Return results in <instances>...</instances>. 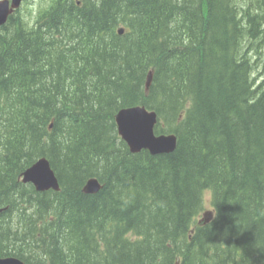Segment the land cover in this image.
<instances>
[{
	"label": "trees",
	"instance_id": "1",
	"mask_svg": "<svg viewBox=\"0 0 264 264\" xmlns=\"http://www.w3.org/2000/svg\"><path fill=\"white\" fill-rule=\"evenodd\" d=\"M263 38L264 0H55L28 34L10 16L0 258L264 264ZM135 106L157 113L155 133L175 134V152L131 153L116 116ZM42 157L59 192L22 182ZM94 177L102 189L85 194ZM206 191L213 218L202 225Z\"/></svg>",
	"mask_w": 264,
	"mask_h": 264
},
{
	"label": "water",
	"instance_id": "2",
	"mask_svg": "<svg viewBox=\"0 0 264 264\" xmlns=\"http://www.w3.org/2000/svg\"><path fill=\"white\" fill-rule=\"evenodd\" d=\"M17 7L19 4L17 3ZM11 15L5 9H0V31L8 22ZM124 29L119 30V34H124ZM152 83V73L149 74L147 90ZM118 132L133 154L148 151L151 155L171 154L176 151L178 138L175 134L156 135L155 128L158 124V115L154 111H149L146 107L135 106L121 109L116 116ZM24 184H32L37 192L61 190L58 177L53 170L48 158L42 157L29 167L22 175ZM102 184L98 178L89 179L84 188L85 194L94 195L100 192ZM0 208V214L4 211ZM213 218L212 212L204 214L202 225L210 223ZM0 264H26L25 261L17 257L0 258Z\"/></svg>",
	"mask_w": 264,
	"mask_h": 264
},
{
	"label": "clouds",
	"instance_id": "3",
	"mask_svg": "<svg viewBox=\"0 0 264 264\" xmlns=\"http://www.w3.org/2000/svg\"><path fill=\"white\" fill-rule=\"evenodd\" d=\"M17 3L19 7H17ZM55 8V0H0V9L18 21V27L26 34L40 29L45 17ZM17 25L8 29L9 37L13 36Z\"/></svg>",
	"mask_w": 264,
	"mask_h": 264
},
{
	"label": "rangeland",
	"instance_id": "4",
	"mask_svg": "<svg viewBox=\"0 0 264 264\" xmlns=\"http://www.w3.org/2000/svg\"><path fill=\"white\" fill-rule=\"evenodd\" d=\"M261 58H263V59H261V62L260 63L261 64L263 63V65H264V47L262 49ZM263 73H264V71L261 70L260 71V74L258 76V78L260 80L263 79V75H264ZM203 199H204V209L202 211L203 213L201 212V214L197 218V221H201L202 219H204V214L205 213L213 211V207H212V193H211V191H206L204 193Z\"/></svg>",
	"mask_w": 264,
	"mask_h": 264
},
{
	"label": "bare ground",
	"instance_id": "5",
	"mask_svg": "<svg viewBox=\"0 0 264 264\" xmlns=\"http://www.w3.org/2000/svg\"><path fill=\"white\" fill-rule=\"evenodd\" d=\"M257 39H258V38H257ZM260 39H261V38H260ZM260 39H259V40H260ZM263 39H264V38H263ZM259 40H258V41H259ZM260 57H261V56H260ZM262 59H263V58H262ZM260 92H261V91H260ZM257 96H258V95H257ZM117 114H118V113H117ZM240 123H241V122H240ZM202 213H203V212H202ZM59 226H60V225H59Z\"/></svg>",
	"mask_w": 264,
	"mask_h": 264
}]
</instances>
